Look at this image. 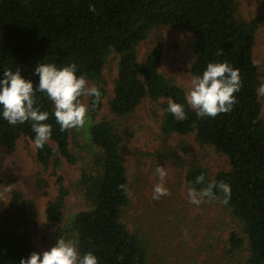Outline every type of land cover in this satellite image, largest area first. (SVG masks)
<instances>
[{
	"label": "trees",
	"instance_id": "1",
	"mask_svg": "<svg viewBox=\"0 0 264 264\" xmlns=\"http://www.w3.org/2000/svg\"><path fill=\"white\" fill-rule=\"evenodd\" d=\"M96 12L89 11V5ZM177 26L193 36L195 60L193 76L202 75L209 63L228 62L238 69L242 88L236 93L233 110L215 118L200 117L186 102V93L175 82L160 73L162 45L150 49L139 63L138 47L161 27ZM257 20L239 16L238 0H0V80L4 71L19 68L21 75L39 86L35 69L41 63L58 68L75 64L77 75L95 82L102 94L98 107L89 98V111L98 116L107 97L103 70L111 53L120 56L118 77L114 82L109 111L119 118L134 113L145 99L173 101L185 106L186 119L178 121L165 104L161 123L164 136L195 135L202 147H212L227 157L230 170L219 172L211 180L203 166L195 164L186 181L196 184L203 174L206 182L221 181L231 187L226 204L239 231L228 239V254L235 258L247 253L246 264H264V120L258 89L262 85L259 66L254 59ZM223 51L222 55H217ZM84 98V97H83ZM82 98V101H83ZM36 104L49 118L52 135L44 148H36L37 161L48 168L53 159L77 164L71 151V130L61 131L54 116V103L45 92H36ZM0 106V149L15 150L19 139L34 144L31 122L10 125ZM90 141L96 153L89 167L83 168L79 187L90 209L73 217L67 230L56 232L66 240L76 234L81 256L91 252L99 264H150V250L144 238L131 232L123 221L129 205V187L121 147L123 136L109 121L91 126ZM35 145V144H34ZM63 178L58 177V196L48 202L46 219L59 222L64 217L69 194ZM43 180L39 187H43ZM124 185L127 191L119 188ZM217 199L224 194L214 189ZM13 205H19L22 194L12 192ZM35 247L29 232L17 231L0 222V264H20Z\"/></svg>",
	"mask_w": 264,
	"mask_h": 264
},
{
	"label": "rangeland",
	"instance_id": "2",
	"mask_svg": "<svg viewBox=\"0 0 264 264\" xmlns=\"http://www.w3.org/2000/svg\"><path fill=\"white\" fill-rule=\"evenodd\" d=\"M238 5L240 17L258 22L254 59L264 84V0H238ZM157 44L163 48L160 73L187 93L194 77L191 73L195 60L193 36L177 26L154 30L138 47L140 64ZM119 61L120 56L115 53L106 59L102 76L108 95L100 114L93 116L89 111L85 126L71 130L70 147L77 158L76 165H70L64 159L56 163L53 159L51 165L44 168L37 161L35 145L26 137L18 140L13 152L0 149V222L17 231L29 232L33 244L42 254L51 250L59 239L56 232L69 229L76 214L90 209L79 182L82 169L91 165L96 153L89 130L93 124L106 120L123 136L121 152L130 198L122 215L123 221L131 232L144 238L150 250V264H246L245 251L235 258L228 254L230 233L240 228L223 200L197 206L189 202L187 195L191 187L186 176L192 166H203L214 180L219 172L230 170L227 157L212 147L200 146L194 134L164 136L161 123L165 104L169 103L167 100L145 99L126 118L111 114L109 102L113 98ZM88 86H96V83L88 82ZM89 98L84 97L82 101L87 107ZM260 101L264 120V95H260ZM159 166L168 172L164 186L171 195L155 200L153 188L160 182L155 170ZM59 176L69 194L63 220L55 222L46 219L45 212L48 202L58 196ZM40 180L44 181L42 188L39 187ZM10 184L12 191L6 192ZM13 191L22 194L19 205H13ZM69 239L78 244L76 234Z\"/></svg>",
	"mask_w": 264,
	"mask_h": 264
},
{
	"label": "clouds",
	"instance_id": "3",
	"mask_svg": "<svg viewBox=\"0 0 264 264\" xmlns=\"http://www.w3.org/2000/svg\"><path fill=\"white\" fill-rule=\"evenodd\" d=\"M90 12H96L93 4L89 5ZM223 51L217 53L222 55ZM191 65H189L190 67ZM35 72L39 74V86L34 87L33 82L26 80L19 68L15 71L7 69L4 78L0 80V106L3 118L12 126L31 122L32 131L36 134L34 144L37 148H44L51 138L52 126L44 123L49 114L41 111L36 104V92H45L54 103V116L60 125V130H80L87 120L89 109L82 102L83 97H94L93 108L98 107L102 94L96 86H88L84 75H77L75 64L58 68L52 63H41ZM242 88V79L238 69L230 66L228 62L209 63L202 75L194 76L190 81V88L186 93L187 105L196 111L200 117L216 116L228 113L236 105L238 93ZM259 95H264V84L258 89ZM176 120L186 119L185 106L169 101L167 109ZM160 182L153 188V199L159 200L163 196H170L171 192L164 186L168 175L165 167L159 166L155 170ZM196 184L205 185L199 190L195 187L188 189L189 202L199 206L203 202L217 199L214 189L224 194L223 203L227 204L231 198V187L221 181L206 182L203 174L196 177ZM10 184L5 190L12 191ZM127 191L124 185L118 186ZM2 198V197H0ZM20 264H99L98 258L91 252L81 256L78 244L71 239L60 237L58 242L49 251L42 254L33 252L29 258L21 259Z\"/></svg>",
	"mask_w": 264,
	"mask_h": 264
}]
</instances>
